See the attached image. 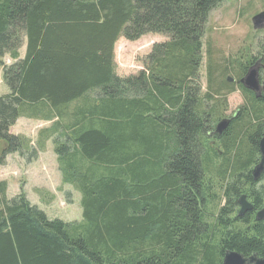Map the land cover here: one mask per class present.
Instances as JSON below:
<instances>
[{
    "label": "trees",
    "instance_id": "1",
    "mask_svg": "<svg viewBox=\"0 0 264 264\" xmlns=\"http://www.w3.org/2000/svg\"><path fill=\"white\" fill-rule=\"evenodd\" d=\"M220 2L0 0V165L36 156L9 131L18 117L54 119L39 137L57 134L62 182L82 208L80 221L49 218L23 191L8 198L0 180V264H221L226 249L264 258V172L251 175L264 90L239 82L264 64V43L225 61L208 48L202 84V39ZM146 34L165 39L143 69L118 75L116 40ZM235 90L243 103L216 134ZM241 194L253 209L238 216Z\"/></svg>",
    "mask_w": 264,
    "mask_h": 264
},
{
    "label": "rangeland",
    "instance_id": "2",
    "mask_svg": "<svg viewBox=\"0 0 264 264\" xmlns=\"http://www.w3.org/2000/svg\"><path fill=\"white\" fill-rule=\"evenodd\" d=\"M264 10V0H221L211 10L203 36V60L200 68L201 82L205 83L206 50L218 61L232 59L238 51L248 46L257 54L264 43V30L254 29L251 18ZM161 35L146 34L135 41L119 37L114 44V65L118 75L136 73L144 68V59L153 43L163 41ZM259 42V45H257ZM24 46L19 49L24 55ZM214 59V58H213ZM3 62L10 64L8 56ZM8 92L4 84L0 66V95ZM225 117H231L243 103L239 90L227 96ZM54 119L40 120L20 116L9 128L13 134L24 135L30 139L31 146L37 151L36 156H20L18 153L7 155L4 165H0V180L7 183V197L23 191L31 204L42 209L49 218H58L66 222L82 220L80 193L72 184L62 182L52 138L41 140L39 131L52 126ZM213 136L212 132L210 138ZM211 142H213L211 140ZM213 144V143H212ZM239 208V206H238Z\"/></svg>",
    "mask_w": 264,
    "mask_h": 264
},
{
    "label": "water",
    "instance_id": "3",
    "mask_svg": "<svg viewBox=\"0 0 264 264\" xmlns=\"http://www.w3.org/2000/svg\"><path fill=\"white\" fill-rule=\"evenodd\" d=\"M252 27L254 29H264V10L256 13L251 18ZM260 61L259 59L250 66L246 73L240 78V83L247 89L254 91L257 95V92L261 88H264V81L262 84H259L258 79V68ZM229 118H223L218 121L215 127V133L220 134L227 127L229 123ZM259 149V160L253 166L251 170V175L253 180H258L261 174L264 172V135L259 139L258 142ZM237 204L239 206L238 216L243 215L245 212L251 211L253 205L247 200L244 194H241L237 199ZM264 218V209H260L256 215L255 220H261ZM221 264H264V258L259 257L255 252L251 253L249 256H245L239 252L231 251L226 249L223 253V258Z\"/></svg>",
    "mask_w": 264,
    "mask_h": 264
},
{
    "label": "flooded vegetation",
    "instance_id": "4",
    "mask_svg": "<svg viewBox=\"0 0 264 264\" xmlns=\"http://www.w3.org/2000/svg\"><path fill=\"white\" fill-rule=\"evenodd\" d=\"M262 30H264V29H262ZM259 59V61H260V65H259V68H258V79H259V84H262V82L264 81V64L263 63H261V59L260 58H258ZM257 59V60H258ZM255 63V62H254ZM253 63V64H254ZM253 64H251V65H249V67H248V69L250 68V66H252ZM247 69V70H248ZM246 73V72H245ZM244 73V74H245ZM241 78V77H240ZM239 82H240V79H239ZM242 85V84H241ZM247 89V88H246ZM248 90H250V89H248ZM264 90V88L262 89L261 88V86H260V89H259V91L257 92V96H259L260 95V93L262 92ZM250 91H252V90H250ZM254 92V91H253ZM256 95V94H255ZM238 113V111H236L231 117H229V119H231L232 117H235L236 116V114ZM214 143V142H213Z\"/></svg>",
    "mask_w": 264,
    "mask_h": 264
},
{
    "label": "crops",
    "instance_id": "5",
    "mask_svg": "<svg viewBox=\"0 0 264 264\" xmlns=\"http://www.w3.org/2000/svg\"><path fill=\"white\" fill-rule=\"evenodd\" d=\"M24 50H25V46H24Z\"/></svg>",
    "mask_w": 264,
    "mask_h": 264
}]
</instances>
